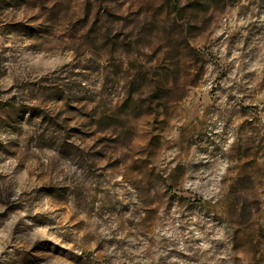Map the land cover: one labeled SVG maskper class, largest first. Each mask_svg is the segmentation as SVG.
I'll return each instance as SVG.
<instances>
[{"label":"clouds","instance_id":"1","mask_svg":"<svg viewBox=\"0 0 264 264\" xmlns=\"http://www.w3.org/2000/svg\"><path fill=\"white\" fill-rule=\"evenodd\" d=\"M57 2L0 0V264H264V0H198L184 19L164 0H118L159 30L128 23L110 44L125 21L69 38L84 0L59 23ZM171 42L186 46L168 74L134 96L151 110L121 113L125 73ZM157 80L177 105L147 101Z\"/></svg>","mask_w":264,"mask_h":264},{"label":"rangeland","instance_id":"2","mask_svg":"<svg viewBox=\"0 0 264 264\" xmlns=\"http://www.w3.org/2000/svg\"><path fill=\"white\" fill-rule=\"evenodd\" d=\"M20 3H23L24 0H19ZM112 3L117 4L118 10H109L104 7L105 0H84L83 13L82 15H76L74 19H69L67 24V34H69V38H72L71 34L77 29L80 28L82 31L83 28L88 29V33H92L94 35H99L101 29L103 28L102 20L105 16L108 17L109 20L115 21H125V24L121 26V31L117 32L113 35L111 32L104 34V42L105 44H110L113 40H119L120 37H126L130 33L126 34L123 31V28L128 25V23H136V27L139 28L141 33L147 32L148 35H153L159 29L158 26L154 23L144 21L137 23L135 20H129V16L135 17L137 16V12L129 13L123 6V4H119L118 0H111ZM161 7H169L172 12L175 13L176 19H184L188 15H193L198 11H205L202 6L199 4L198 0H191L189 7L193 8V13H189L185 8H180L178 6V0H164V3ZM51 13V18L59 23L61 19V14L67 16L69 12L72 11V0H58L57 4L53 5L52 9L49 10ZM10 27L17 28H27V26L23 24H9ZM82 26V27H80ZM85 33V35H88ZM190 35V34H189ZM185 44H181L180 42H171L168 44V51L161 57V46L157 45L152 54V62H155L154 68L146 69L144 67L135 68L131 72L125 73L127 78V84L129 86V95L126 99L124 105L120 109V112L126 111H150L151 104H149L148 109H144L142 103H137L134 99V96L139 94L142 90L143 81H146L149 77V74L155 72L157 75L166 76L169 72V69L166 67L169 59L175 56V51L179 47H184ZM190 58L193 62H198L199 53L195 49H191ZM116 75L119 77L121 74V68L116 67L115 69ZM181 67L179 66V62L177 61V68L175 72V79L177 84L179 85L181 79ZM155 87L150 90L149 96L147 97V101H160L161 104L167 106L168 104L177 105L179 101V93H173L171 89L161 86L159 80L155 81ZM160 106V105H158ZM35 111H39L38 109ZM84 116H88L87 112L82 113ZM49 119H51L49 117ZM120 122L119 115L114 113L111 116H102L99 121H94V123L98 124V130L106 129L111 125V123ZM70 132L79 133V129H69ZM95 135V133H92ZM108 140V137H101L98 140V143H103ZM151 146V145H150ZM118 164L119 162H114ZM138 163H143L147 166L150 161H140ZM245 183L244 179H241L240 184L243 186ZM241 219H247V210L246 208H241Z\"/></svg>","mask_w":264,"mask_h":264}]
</instances>
